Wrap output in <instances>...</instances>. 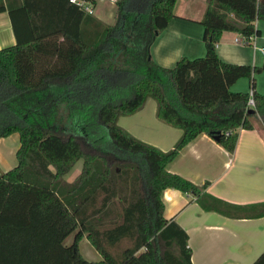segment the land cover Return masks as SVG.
<instances>
[{
	"label": "trees",
	"instance_id": "16d2710c",
	"mask_svg": "<svg viewBox=\"0 0 264 264\" xmlns=\"http://www.w3.org/2000/svg\"><path fill=\"white\" fill-rule=\"evenodd\" d=\"M175 2L118 0L114 24L70 0L67 10L29 0L7 5L18 41L0 48V138L17 132L19 147L17 164L0 172V264H192L187 231L164 215L168 187L193 194L205 209L223 203L264 215V201L230 204L206 191L208 181L198 184L166 167L202 132L218 134L234 152L239 129L264 124V93L253 89L250 112V92L231 89L260 69L226 62L216 50L224 31L260 34L264 0H207L206 54L164 67L150 57V46L174 16ZM7 7L0 2V11ZM88 22L96 23L90 32ZM107 81L90 101L79 99L88 85ZM149 97L159 119L183 130L169 150L118 123ZM81 158L80 175L68 181ZM85 233L102 260L81 253ZM126 238L132 245L111 250ZM252 264H264V251Z\"/></svg>",
	"mask_w": 264,
	"mask_h": 264
},
{
	"label": "crops",
	"instance_id": "0c3cea01",
	"mask_svg": "<svg viewBox=\"0 0 264 264\" xmlns=\"http://www.w3.org/2000/svg\"><path fill=\"white\" fill-rule=\"evenodd\" d=\"M29 1H36L37 6L49 10L54 6L68 9L66 0ZM0 2H4L6 7L23 4V0ZM117 2H98L91 15L105 24H114ZM107 5L114 6L115 10L107 13ZM206 9L207 0H176L174 16L151 44L150 57L161 66L172 67L181 57L205 55L202 18ZM95 24L88 22L84 27L90 32ZM256 26L260 34L254 42H243L239 33L224 31L216 44L222 60L260 69L254 72L253 78L241 77L234 82L231 86L233 91L251 92L255 89L264 93V20L258 19ZM17 41L12 15L7 7L0 11V48L14 45ZM118 123L136 137L163 150L172 148L183 132L180 127L158 118L157 102L153 97H149L138 111L120 116ZM3 138H0V144ZM4 157L0 161V172L18 162L17 156L7 161ZM83 163V158L79 159L65 178L76 180ZM2 164L9 166L6 168ZM166 167L198 184L208 181L206 191L230 204L250 205L264 201V124L258 120L252 129H239L234 152L228 151L215 137L202 132L182 147ZM162 199L165 217L174 219L188 233L192 264H252L264 251V215H248L246 211L223 203L219 210L205 209L196 196L174 187L164 189ZM79 244L86 258L102 260V253L92 243L88 233L84 234Z\"/></svg>",
	"mask_w": 264,
	"mask_h": 264
},
{
	"label": "rangeland",
	"instance_id": "374dc122",
	"mask_svg": "<svg viewBox=\"0 0 264 264\" xmlns=\"http://www.w3.org/2000/svg\"><path fill=\"white\" fill-rule=\"evenodd\" d=\"M110 10L114 11L115 7L114 6L109 7V5L105 6V11L107 13L110 12ZM113 20L114 19H112V21ZM107 85H108V81L105 84L104 83H98L97 87H94V85H92V84L88 85V89L83 91V94L80 95L79 99L84 100V101H90L93 98V93L98 92V91H94V89H103V88L107 87ZM18 146H19V134L17 132L12 133L9 136L4 137L3 141L0 144V161L3 159L4 156H5L4 160H6V161L11 157H14V159H16V150H17ZM6 164H8V163H6ZM2 166L7 168L9 165L7 166V165L2 164ZM75 233H72L70 236H68V238L66 239L67 243L73 242L72 240L74 239ZM79 243H80V241H79ZM129 245H132V240L126 238L125 240H123V242L112 247L111 250L115 253H120L123 250V248H125ZM82 246H83V244H82ZM160 247H161V251H162L164 249V245L162 243H160ZM80 250H81V248H80ZM175 252H177L176 249H175ZM81 253H82V251H81Z\"/></svg>",
	"mask_w": 264,
	"mask_h": 264
},
{
	"label": "built area",
	"instance_id": "2783aa9c",
	"mask_svg": "<svg viewBox=\"0 0 264 264\" xmlns=\"http://www.w3.org/2000/svg\"><path fill=\"white\" fill-rule=\"evenodd\" d=\"M72 3L76 4L79 6L82 10H84L86 13H94L96 4L98 2H111V3H116L118 0H70ZM257 35H252L249 37H244L242 36V41L246 43L254 42L256 39ZM248 106L254 107L255 106V100H254V95H253V90L250 92V96L248 99ZM226 134H229V131L226 132Z\"/></svg>",
	"mask_w": 264,
	"mask_h": 264
},
{
	"label": "water",
	"instance_id": "95a60500",
	"mask_svg": "<svg viewBox=\"0 0 264 264\" xmlns=\"http://www.w3.org/2000/svg\"><path fill=\"white\" fill-rule=\"evenodd\" d=\"M249 111H250V112H254V111H256V109H255V107H252V108H251ZM218 136H219V135H218V134H216V135H215V138L217 139V138H218Z\"/></svg>",
	"mask_w": 264,
	"mask_h": 264
}]
</instances>
